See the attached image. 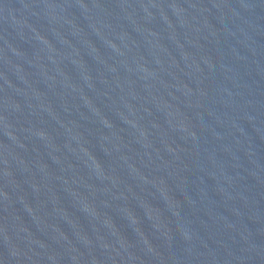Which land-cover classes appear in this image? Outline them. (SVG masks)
Segmentation results:
<instances>
[{"label":"water","instance_id":"obj_1","mask_svg":"<svg viewBox=\"0 0 264 264\" xmlns=\"http://www.w3.org/2000/svg\"><path fill=\"white\" fill-rule=\"evenodd\" d=\"M0 264H264V0H0Z\"/></svg>","mask_w":264,"mask_h":264}]
</instances>
